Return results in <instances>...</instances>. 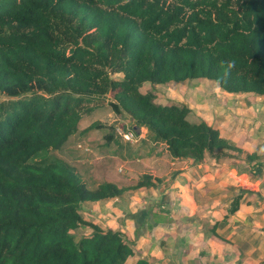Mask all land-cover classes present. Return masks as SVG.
<instances>
[{
	"label": "trees",
	"instance_id": "1",
	"mask_svg": "<svg viewBox=\"0 0 264 264\" xmlns=\"http://www.w3.org/2000/svg\"><path fill=\"white\" fill-rule=\"evenodd\" d=\"M196 79L264 96V0H0V264H127L126 237L80 209L128 189L88 184L54 153L109 101L176 160L226 156L234 147L188 106L140 91ZM122 138L111 128L105 145Z\"/></svg>",
	"mask_w": 264,
	"mask_h": 264
},
{
	"label": "crops",
	"instance_id": "2",
	"mask_svg": "<svg viewBox=\"0 0 264 264\" xmlns=\"http://www.w3.org/2000/svg\"><path fill=\"white\" fill-rule=\"evenodd\" d=\"M221 103L222 108L214 104L208 119L200 120L218 130L234 149L220 159L206 155L202 161L176 160L167 151L158 154L176 166L163 200L182 218L171 233H161V253L114 231L121 232L135 251L127 264L138 259L149 264H264V96L228 93ZM151 176L160 180L152 187L158 188L162 179ZM235 203L238 210L230 213ZM126 224L132 234L131 222Z\"/></svg>",
	"mask_w": 264,
	"mask_h": 264
},
{
	"label": "rangeland",
	"instance_id": "3",
	"mask_svg": "<svg viewBox=\"0 0 264 264\" xmlns=\"http://www.w3.org/2000/svg\"><path fill=\"white\" fill-rule=\"evenodd\" d=\"M115 78L121 79L122 76L115 75ZM140 91L150 94L154 102L160 105L188 106L191 109L188 117L191 122H199L201 117L208 119L210 107L217 104V107L222 108L221 101L227 99L228 95L217 83L206 79L168 84L146 83L140 87ZM1 98L0 95V100ZM93 123L100 124L102 128L91 127ZM111 128L115 129L118 136L127 128L136 129L133 119L127 113L115 112L109 101H105L103 105L83 116L79 131L54 154L76 167L88 184L106 182L128 189L119 199H106L101 204H82L80 213L85 222L97 225L103 230L121 231L132 241L136 238L137 243H144V249L151 245V252L161 253V233H171L173 230L170 228L179 225L182 218L177 210H171L170 203L165 204L163 200L164 188L171 185L172 176L177 171L176 166L168 156H158L164 153L165 148L155 146L144 130H139L140 140L137 143L122 138L119 144L111 143L106 146L104 135ZM144 175L161 178L162 184L158 188L134 189L136 182ZM127 220L134 228L132 234L126 228ZM163 224L170 227H162ZM89 232L90 228L83 225L73 233L76 241H79Z\"/></svg>",
	"mask_w": 264,
	"mask_h": 264
},
{
	"label": "built area",
	"instance_id": "4",
	"mask_svg": "<svg viewBox=\"0 0 264 264\" xmlns=\"http://www.w3.org/2000/svg\"><path fill=\"white\" fill-rule=\"evenodd\" d=\"M120 135L126 140L129 141L131 143H137L139 142V136L134 135V133L130 130H125V132H121Z\"/></svg>",
	"mask_w": 264,
	"mask_h": 264
}]
</instances>
